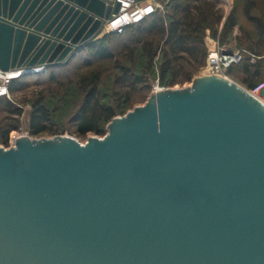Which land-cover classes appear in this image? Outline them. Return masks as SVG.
Returning a JSON list of instances; mask_svg holds the SVG:
<instances>
[{"label":"water","instance_id":"1","mask_svg":"<svg viewBox=\"0 0 264 264\" xmlns=\"http://www.w3.org/2000/svg\"><path fill=\"white\" fill-rule=\"evenodd\" d=\"M120 8L0 0V71L71 61ZM107 130L0 147V264H264L257 96L202 75L153 91Z\"/></svg>","mask_w":264,"mask_h":264},{"label":"trees","instance_id":"2","mask_svg":"<svg viewBox=\"0 0 264 264\" xmlns=\"http://www.w3.org/2000/svg\"><path fill=\"white\" fill-rule=\"evenodd\" d=\"M217 2L218 0H171L164 15L154 14L139 24L124 29L125 33L122 36H126V39L120 52L116 53L107 43L110 37L119 36L118 33L105 35L84 47L79 54L86 53L87 57L76 74L79 76L76 88L81 96L78 108L73 114L77 132L105 134L106 126L112 119L117 115H124L131 105L130 90H137L140 85L148 83L156 70L163 86H174L178 82L191 81L207 60L208 49L205 43L207 30L213 32V36L218 34L217 26L222 21V15L216 8ZM250 4L244 14L257 27L260 35H264V20L251 14L254 3L250 2ZM236 10L227 18L220 39L226 37L239 24ZM254 45L251 42L247 44L248 48H245L258 56L264 55L256 51ZM72 61L74 60L51 67L49 80L55 79L56 69L69 66ZM105 62L114 64L117 71L115 84L129 90L116 93L117 97H114L113 102L106 101L101 89ZM82 67L90 70L80 73ZM240 72L263 80L264 59L252 64L249 56H246L244 61L228 70V75ZM181 74L183 78L179 79ZM22 78L25 77L10 83L9 92H15ZM257 84V82L250 83V89L255 88ZM3 98H0V101ZM8 103L11 104V101ZM51 107V102H45L43 97L37 99L31 114L32 135L42 134L49 128L53 121V113L57 110Z\"/></svg>","mask_w":264,"mask_h":264},{"label":"rangeland","instance_id":"3","mask_svg":"<svg viewBox=\"0 0 264 264\" xmlns=\"http://www.w3.org/2000/svg\"><path fill=\"white\" fill-rule=\"evenodd\" d=\"M154 1L161 5L159 11L155 14L164 15L171 0ZM250 2L254 3V6L251 7V14L264 20V0H218L216 8L219 10V14L222 15V21L217 26L218 34L217 36H213V32L207 30L206 37L207 35H210L214 38H218L221 43L233 45L236 49L245 50L248 48L247 44L253 42V44H255L254 46L256 51L263 54L264 46L262 45H264V35H260L257 27L252 22H250L244 14V11L247 9V7L251 5ZM236 6H238L237 10ZM234 10H236V18L239 21L237 26L240 30V33L239 35L235 36L233 29V31L226 37L220 39V33L223 29L221 28V25L224 19L226 22L227 18ZM113 33L116 32L104 29L97 39L102 38L105 35H112ZM124 33V31L122 33H118L120 34L119 36L110 37V39L107 41L108 45L114 49L116 53L123 49V41L126 39V36H122ZM77 55L72 59L74 61H72L69 66L56 69L54 80H49V70L46 73L41 74V76H38V74L24 76L25 78L20 80L21 84L17 85L15 92H9V95L0 101V147L9 148L13 146V139L15 137L21 136H29L31 138L39 139L69 135L77 138L81 143H86L88 138L91 136L104 137L107 134L108 125L106 126V133L102 135H97L92 132L86 134H79L77 132V124L73 120V114L78 108L77 106L81 96L76 88V82L79 78V76H76V74L80 66H83L82 63L86 59L87 54L84 53L79 54L78 56ZM125 60L123 61L126 62ZM206 64L207 60L205 65L195 74L191 81L178 82L174 86L161 85L159 74L157 73V70L156 73L154 71V74L149 78L148 83L140 85L137 90H130L131 105L128 107L126 113L139 105L145 104L153 91H155L156 87H160L162 89H174L191 86L193 80L196 77L205 75L204 67ZM103 67V85L101 86L102 93L106 101L113 102L114 97H117L116 93L121 90H129L115 84L114 79L117 71L114 68V64L105 62ZM89 70L90 69L88 68L82 67L80 73L87 72ZM229 77L251 92H254L256 88L264 83V79L262 80V78L251 77L250 75L241 72L237 74H231ZM182 78L183 74L179 76V79ZM256 82L258 83L257 86L253 89H250L249 84ZM2 83V80H0V85ZM258 92L259 95L257 97L263 96L264 90L261 89ZM41 97H43L45 102H51V108L57 110L53 113V121L46 132L34 136L30 132L31 114L33 112V106L35 102ZM8 101H11V104H9ZM7 131H9L8 135Z\"/></svg>","mask_w":264,"mask_h":264},{"label":"built area","instance_id":"4","mask_svg":"<svg viewBox=\"0 0 264 264\" xmlns=\"http://www.w3.org/2000/svg\"><path fill=\"white\" fill-rule=\"evenodd\" d=\"M120 4V12L118 14H112L107 24L114 25L119 20L124 19V22L117 24L112 29H107L108 31L122 33L127 26L139 24L148 17H151L159 11L161 7L160 4L154 0H113L114 6ZM106 24V26H107ZM105 26V27H106ZM205 43L208 49L207 64L204 67L205 75H221L231 79L228 75V70L233 66L240 64L244 61L246 56H249V61L252 64L257 63L258 60L264 59V56H258L245 49H230L223 46L218 38H214L207 35L205 38ZM22 77L20 74L18 76L4 80L0 85V98L9 95V84L11 81ZM264 90V83L256 88L254 95L259 90ZM163 90L160 87H156L155 91ZM257 96V93L256 95ZM264 104V94L259 98ZM18 137L14 138V143ZM14 145V144H13Z\"/></svg>","mask_w":264,"mask_h":264},{"label":"bare ground","instance_id":"5","mask_svg":"<svg viewBox=\"0 0 264 264\" xmlns=\"http://www.w3.org/2000/svg\"><path fill=\"white\" fill-rule=\"evenodd\" d=\"M121 22H124V19H121V20H119L117 23H115L114 25H110V23L109 24H107V26L105 27V29L107 30V29H112V28H114V26H117V24H119V23H121ZM40 71H44L43 69L42 70H40ZM18 74H23V72H19V71H10V72H7V73H3V72H1L0 71V80H2V82L4 81V80H8V79H10V78H13V77H16V76H18ZM32 76V75H31ZM257 93V96L259 95V92L257 91L256 92ZM255 93V94H256ZM258 98H260V97H258ZM14 140V139H13Z\"/></svg>","mask_w":264,"mask_h":264},{"label":"crops","instance_id":"6","mask_svg":"<svg viewBox=\"0 0 264 264\" xmlns=\"http://www.w3.org/2000/svg\"><path fill=\"white\" fill-rule=\"evenodd\" d=\"M224 23H225V19H224V21H223V23H222V25H221V28H223ZM239 33H240V30H239L238 26H236V27L234 28V35L237 36V35H239ZM220 43H221V42H220ZM221 44H222V43H221ZM222 45H223V46H226L227 48H230V49H236L233 45H229V44H222Z\"/></svg>","mask_w":264,"mask_h":264}]
</instances>
